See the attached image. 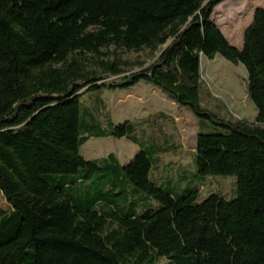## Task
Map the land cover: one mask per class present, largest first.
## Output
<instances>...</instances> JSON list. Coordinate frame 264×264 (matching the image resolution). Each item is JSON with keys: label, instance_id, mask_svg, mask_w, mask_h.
<instances>
[{"label": "trees", "instance_id": "16d2710c", "mask_svg": "<svg viewBox=\"0 0 264 264\" xmlns=\"http://www.w3.org/2000/svg\"><path fill=\"white\" fill-rule=\"evenodd\" d=\"M225 1L0 0V264H264V9L237 48L212 19ZM194 39L207 60L245 68L255 122H222L170 83ZM140 83L200 121L197 178L235 177L231 198L200 204L202 183L158 164L179 146L149 121L125 130L135 175L115 154L84 159L116 128L88 96ZM208 122L227 132L203 133Z\"/></svg>", "mask_w": 264, "mask_h": 264}, {"label": "rangeland", "instance_id": "374dc122", "mask_svg": "<svg viewBox=\"0 0 264 264\" xmlns=\"http://www.w3.org/2000/svg\"><path fill=\"white\" fill-rule=\"evenodd\" d=\"M260 8L264 9V0H227L215 8L212 19L231 45L242 48L245 31L252 23L255 11ZM178 65L181 70L180 79L170 80V83L184 89L190 97L199 98L201 105L220 121L255 122L257 109L248 98L242 84V80L247 79V72L242 65H234L221 56H217L213 61L207 60L198 52L196 39L180 55ZM88 97L86 96L89 104L97 106L99 100L103 102V106L99 107L100 119L105 121L109 118L116 128L114 136L105 139L92 138L83 145L80 153L84 159L97 160L115 154L120 163L129 166L135 175L142 154L138 146L126 139L125 130L131 123L144 125V129H147L149 121L161 125L165 133L179 146L172 154L161 156L158 164L163 163L170 170L173 167L187 169L189 172L185 182L187 186L191 183L193 186L202 183L204 186L199 197L200 204L217 194L227 199L231 198L237 191L235 177L197 178L194 154L200 121L161 90L140 83L130 90L102 92ZM162 114L166 118H158ZM202 130L206 134L227 132L209 122ZM147 173L145 179L148 178ZM159 176L160 173H156L157 179ZM9 209L0 193V214ZM174 220L175 211L172 210L164 225L168 231ZM164 260L163 257L161 261Z\"/></svg>", "mask_w": 264, "mask_h": 264}, {"label": "crops", "instance_id": "0c3cea01", "mask_svg": "<svg viewBox=\"0 0 264 264\" xmlns=\"http://www.w3.org/2000/svg\"><path fill=\"white\" fill-rule=\"evenodd\" d=\"M236 47V46H235ZM237 48H239V47H237Z\"/></svg>", "mask_w": 264, "mask_h": 264}]
</instances>
